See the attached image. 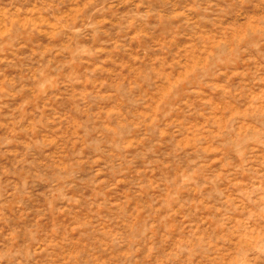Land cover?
Returning a JSON list of instances; mask_svg holds the SVG:
<instances>
[{
    "label": "rangeland",
    "instance_id": "374dc122",
    "mask_svg": "<svg viewBox=\"0 0 264 264\" xmlns=\"http://www.w3.org/2000/svg\"><path fill=\"white\" fill-rule=\"evenodd\" d=\"M0 264H264V0H0Z\"/></svg>",
    "mask_w": 264,
    "mask_h": 264
}]
</instances>
